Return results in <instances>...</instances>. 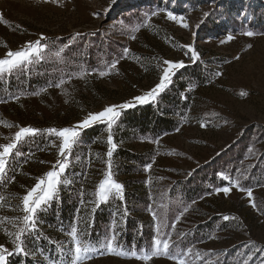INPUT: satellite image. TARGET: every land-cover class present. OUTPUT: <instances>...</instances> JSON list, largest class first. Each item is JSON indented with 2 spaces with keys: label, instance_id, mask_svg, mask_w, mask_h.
I'll return each mask as SVG.
<instances>
[{
  "label": "rangeland",
  "instance_id": "374dc122",
  "mask_svg": "<svg viewBox=\"0 0 264 264\" xmlns=\"http://www.w3.org/2000/svg\"><path fill=\"white\" fill-rule=\"evenodd\" d=\"M168 12L176 19H168ZM42 36V51L30 62L0 73V150L14 142L20 128L37 130L18 142L0 175V245L14 251L15 233L24 227L22 197L58 161L66 167L52 197L82 173L97 197L110 172L106 123L85 128L104 131L90 143L80 144L85 129H77L73 146H82L69 159L72 148L60 156L62 138L49 130L72 128L107 106L132 103V109L154 102L141 105L133 98L159 83L165 60L182 61L184 67L197 63L210 71L206 85L190 86L185 123L157 137L124 134L120 147L147 157L143 173L110 172L122 192L109 189L106 199L97 197L102 204L120 198L126 178L143 179L150 204L141 215L153 226L151 249L122 252L109 236L92 247L90 258L76 261L70 233L58 238L57 264H264V0H0V59ZM188 46L197 53L195 61ZM22 79L35 86L23 88ZM127 110L118 109L116 122ZM32 136H43L46 147L31 150L22 166H14ZM178 183L204 193L181 200L170 194ZM223 187L230 192L217 191ZM83 207L80 221L94 208L91 202ZM32 231L29 227L22 237ZM157 240L169 248L157 246ZM25 249L26 257L36 259L37 253Z\"/></svg>",
  "mask_w": 264,
  "mask_h": 264
},
{
  "label": "trees",
  "instance_id": "16d2710c",
  "mask_svg": "<svg viewBox=\"0 0 264 264\" xmlns=\"http://www.w3.org/2000/svg\"><path fill=\"white\" fill-rule=\"evenodd\" d=\"M209 73L210 71H203L202 66L197 63L186 66L173 76L171 82L154 102L123 112L122 117L109 132L114 144L111 156L105 157L110 172L126 177L141 176L147 157L122 149L119 141L126 134L130 137H157L177 130L185 123L191 84L194 83L197 87L206 85ZM33 83L30 79L26 82L24 79L21 80V86L26 89ZM12 86L13 83L10 82L8 88ZM103 134L104 131L98 127L85 129L78 137V141L80 144L84 141L90 143L96 136ZM47 141L43 136L27 138L24 141L25 145L21 147V153L25 157L19 155L16 162L13 161L14 166H22L26 160V154L31 150L35 153L43 151ZM79 146L72 147L68 159L77 155L76 149ZM109 150L110 148L106 151L109 152ZM84 178V173H82L74 177L70 185L61 184L57 187L53 197L37 209L34 215V230L25 237H21L23 246L37 253L36 259L14 254L7 256L6 264H44L42 260L57 264L58 238L66 237L73 228L76 229V236H83L91 247H96L99 244L98 241L112 236L113 244L122 252L140 254L151 249L153 226L141 215L144 213L141 211L146 210L150 204V199L143 186L145 181L141 178H126L122 196L120 198L112 196L102 204L96 196H93V183L85 181ZM175 188H177L176 192H174ZM201 193H204V189L197 185L190 189L178 183L170 189L171 196L176 194L185 201L197 200ZM90 202L93 203L94 208L84 221H80L83 206Z\"/></svg>",
  "mask_w": 264,
  "mask_h": 264
},
{
  "label": "snow or ice",
  "instance_id": "6c2138e0",
  "mask_svg": "<svg viewBox=\"0 0 264 264\" xmlns=\"http://www.w3.org/2000/svg\"><path fill=\"white\" fill-rule=\"evenodd\" d=\"M152 15H156V13L153 12ZM167 18L170 20L176 19V17L171 12L167 13ZM244 35L252 36L253 33L245 32ZM43 39L44 37L42 36L40 40L36 41L34 44L30 42L25 46L24 50L15 51V52L8 51L6 53L8 59H0V73H3L5 71H11L12 69L24 64L25 62H30V57H32L33 55H37L40 51H42L41 41ZM228 39L231 40L232 37L229 36ZM125 51H127V49H125ZM188 51L192 53L191 59L195 61L198 58L195 49L191 46H188ZM164 64H166L167 67L164 68L163 74L159 78V83L154 88H152L146 95L134 97L133 99L135 100L136 103L142 105L150 101H154L157 95H159L171 82V78L172 75L174 74V70L184 67L182 61L171 62L165 60ZM111 67L115 68L116 64L113 63ZM57 87H59V85H57ZM133 106L134 105L132 103H123L119 105L107 106L98 113L89 114L87 119L83 120L82 122L73 126L72 128H64L62 130H59L58 132L55 129H50L49 130L50 132H55L59 137L62 138V143L60 144V149H59V155L65 156L66 152L71 150L73 143L80 134L79 131H77V129H85L92 126L94 123L100 122V123H106L107 128L111 130L113 124L116 123L117 118L121 115V112L118 111V109H129ZM36 131L37 130L33 128L22 127L18 132L15 133L14 142L8 143L2 147V150H0V175L4 174L7 166L6 158L13 154V150L17 148L18 142L25 135H35ZM107 143L110 146L108 155L111 156V149L114 148L113 137L111 134H109L107 137ZM65 167H66L65 162L58 161L57 164L53 167V170H50L46 173V179H40L30 190L27 191L25 195H23L22 204H23V212L25 213V215L23 216L24 227L20 228L15 233V239L12 241L14 251H10L4 245H0V264H6L7 256H11L14 254H23L26 256L28 254L21 242L22 234L27 229H29V227H31L34 230L35 227L34 215L37 209L40 208L41 204L52 198L54 188L57 184H59L60 175L62 174ZM45 184L47 185L46 188L44 187ZM122 187L123 186L120 183H116L112 180L111 173L109 172L107 174V178L99 184L96 195L100 200H104L106 199L107 192L109 189H114L116 193L119 194L122 192ZM217 191H222L223 193L228 194L230 192V188L223 187L221 189H217ZM38 193H42V195ZM248 196L251 199L252 193L250 190L248 191ZM253 207H255L254 203H253ZM224 219L228 220V217L225 216ZM71 236L74 241L71 250L74 252L75 260L79 261L81 259L90 258V254L93 251V249L89 245V243L82 242L76 239L75 228L72 229ZM161 243L163 244V248L165 250L169 248V244L167 241H159V240L155 241V244L157 246H159ZM107 248L109 252L113 251L111 241L107 242ZM155 254H156L155 252L152 253V255ZM143 258L147 260V259H151V256L145 255ZM177 264H183V261L177 260Z\"/></svg>",
  "mask_w": 264,
  "mask_h": 264
}]
</instances>
